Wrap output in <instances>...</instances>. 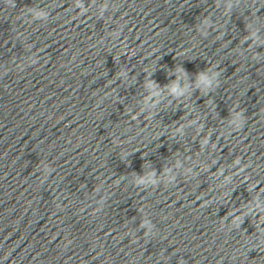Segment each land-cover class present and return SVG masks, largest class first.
<instances>
[{"label":"clouds","instance_id":"obj_1","mask_svg":"<svg viewBox=\"0 0 264 264\" xmlns=\"http://www.w3.org/2000/svg\"><path fill=\"white\" fill-rule=\"evenodd\" d=\"M13 6H14V4H13ZM200 78L203 79V76L201 75Z\"/></svg>","mask_w":264,"mask_h":264}]
</instances>
